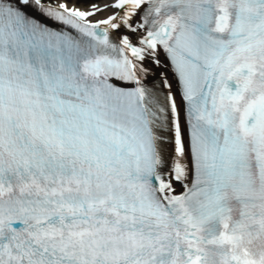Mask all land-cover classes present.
<instances>
[{"label":"snow or ice","instance_id":"1","mask_svg":"<svg viewBox=\"0 0 264 264\" xmlns=\"http://www.w3.org/2000/svg\"><path fill=\"white\" fill-rule=\"evenodd\" d=\"M0 264H264V0H0Z\"/></svg>","mask_w":264,"mask_h":264}]
</instances>
